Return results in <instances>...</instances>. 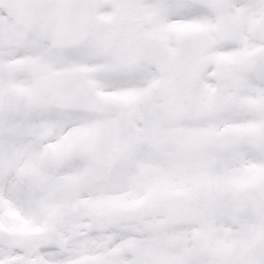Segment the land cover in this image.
<instances>
[{
    "label": "snow or ice",
    "instance_id": "snow-or-ice-1",
    "mask_svg": "<svg viewBox=\"0 0 264 264\" xmlns=\"http://www.w3.org/2000/svg\"><path fill=\"white\" fill-rule=\"evenodd\" d=\"M0 264H264V0H0Z\"/></svg>",
    "mask_w": 264,
    "mask_h": 264
}]
</instances>
